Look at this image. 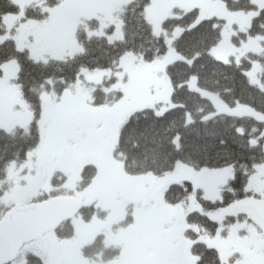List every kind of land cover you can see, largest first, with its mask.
Wrapping results in <instances>:
<instances>
[{
    "label": "rangeland",
    "instance_id": "rangeland-1",
    "mask_svg": "<svg viewBox=\"0 0 264 264\" xmlns=\"http://www.w3.org/2000/svg\"><path fill=\"white\" fill-rule=\"evenodd\" d=\"M10 1L15 10L0 17V34L3 32L0 43L13 40L18 49L27 50L33 59L45 62L79 53L81 47L75 39L78 30L86 35L104 37L110 42L122 40L121 19L131 0ZM36 8H39L37 17H26L25 12H35ZM190 10H197L193 24L208 18L223 21L221 38L211 50L217 59L227 61L233 57L238 60L245 52L264 51V45L258 39L240 41L238 46L231 40L238 32L246 31L252 12L229 11L222 0H149L144 16L153 32L165 37L166 53L151 62L127 53L115 69H83L72 85L60 93L52 90L43 92L39 142L27 152L23 162H13L7 167L3 180L0 198L3 208L39 202L32 200L50 193L55 186L57 192L59 189L64 193L71 192L83 201L84 206L94 207L99 216L95 213L86 219L84 214L82 219L69 220L59 231L25 244L9 264H26L28 256L37 258L41 264H95L83 260V255L86 251L89 255L95 251V255H99L102 246H109L110 250L119 247L123 262L126 260L122 263L135 264L127 259L133 250L144 247L143 242H137V236L145 240L151 238L157 248V244L166 237L163 233L156 238L151 235L157 224L160 227L157 221L184 223L183 215L174 219L176 211H199L217 222L215 234L205 237L204 241L219 252L222 264H264V227L257 224L260 228H256L231 209L234 205L251 203L264 216V163L255 167L247 187L248 194L243 200L209 210L197 199V193L202 200H221L222 188L233 177L231 166L218 170L195 169L177 162L161 175L130 176L125 174L121 163L117 164L111 157L117 132L131 113L152 109L156 114H162L173 106L166 66L182 59L172 46L173 38L182 30L176 27L168 36L161 24ZM262 70L260 65L254 64L245 71L252 83L260 88L258 76ZM17 71L15 59L0 64V128L7 131L16 127L25 130L33 117L19 94L15 82ZM102 81L106 82L102 84L106 93L120 97L112 105L95 107L91 105L90 92ZM188 86L195 89L191 83ZM88 164L94 165L97 173L92 182L81 190L78 187L80 170ZM55 175L58 185L52 182ZM184 182L192 186L186 200L177 204L167 203L164 193L168 185ZM52 194L49 197L59 195ZM84 212L87 213V209ZM226 214L234 217L231 219L233 222L223 223ZM137 219H141V227L136 229ZM134 230L139 234L135 235ZM66 233L68 235L63 238ZM162 246L159 244V249L162 250ZM83 247L85 251L81 250ZM109 254L108 259L115 258ZM151 264L155 262L151 261Z\"/></svg>",
    "mask_w": 264,
    "mask_h": 264
},
{
    "label": "trees",
    "instance_id": "trees-1",
    "mask_svg": "<svg viewBox=\"0 0 264 264\" xmlns=\"http://www.w3.org/2000/svg\"><path fill=\"white\" fill-rule=\"evenodd\" d=\"M222 1L229 11L253 13L246 31L232 37L233 44L238 46L240 41L258 39L264 45V11L258 12L251 0ZM148 4L149 0H131L128 3L121 19L122 40L110 42L104 37L86 35L78 30L75 39L81 51L64 58L37 61L27 50L18 49L13 40L0 43V64L16 60L18 71L15 82L21 98L33 114L25 130L23 127L10 131L0 128V198L7 167L13 162H23L27 152L39 142L38 124L42 116L43 92L52 90L56 94L60 93L72 85L83 69H115L121 57L127 53L145 62L154 61L166 53L165 37L156 35L144 16ZM38 9L25 12L26 17H37ZM13 10L15 6L12 1L0 0V17ZM196 18L197 10H190L161 24L168 36L176 27L182 30L172 40L173 48L182 59L166 66L173 106L162 114H156L152 109L131 113L117 132L111 157L117 164L120 162L125 174L130 176L146 173L161 175L171 170L177 162L195 169L218 170L231 166L233 177L222 188L221 200H202L200 193H197V199L203 206L216 210L243 200L248 194L247 187L255 167L264 163V51H248L238 60L231 57L221 61L211 54V50L221 38L223 21L208 18L193 24ZM254 64L263 68L258 76L262 88L253 84L245 74ZM103 83L106 82L102 81L90 92L91 105L95 107L112 105L120 97L106 93ZM188 83L194 85L195 89H190ZM218 105L222 108L219 109ZM96 173L94 165L83 166L78 181L79 189L86 188ZM57 175L52 178L54 185L59 184ZM191 188L188 182L169 184L164 199L170 204L185 201ZM56 189L54 186L50 193L72 195L71 192L64 193L60 189L57 192ZM50 193L32 201L44 200ZM1 205L0 200V217L11 207L3 208ZM85 209L88 211L84 212L86 219L96 213L92 206H86ZM239 216L260 228L245 214L239 213ZM187 218L189 223L203 229L201 244L192 248L194 254L200 255L197 264H222L219 252L204 241L205 237L215 234L217 222L199 211L190 212ZM232 218V215L226 214L223 223L233 222ZM67 235L64 234L63 238ZM82 250L85 251V247ZM116 251L108 248L105 252L115 256ZM88 255L86 251L84 256ZM26 264L41 262L28 256Z\"/></svg>",
    "mask_w": 264,
    "mask_h": 264
},
{
    "label": "water",
    "instance_id": "water-1",
    "mask_svg": "<svg viewBox=\"0 0 264 264\" xmlns=\"http://www.w3.org/2000/svg\"><path fill=\"white\" fill-rule=\"evenodd\" d=\"M252 4L258 12L264 11V0H252ZM81 208L82 200L70 195L52 196L25 206L8 208L0 218V264L11 263L24 244L55 231ZM233 210L245 213L253 222L264 227V218L254 205H235Z\"/></svg>",
    "mask_w": 264,
    "mask_h": 264
},
{
    "label": "flooded vegetation",
    "instance_id": "flooded-vegetation-1",
    "mask_svg": "<svg viewBox=\"0 0 264 264\" xmlns=\"http://www.w3.org/2000/svg\"><path fill=\"white\" fill-rule=\"evenodd\" d=\"M82 209L73 218L82 219V216H84V210ZM179 215H183V218L185 216L183 224H168L167 221L164 222L165 220H159L157 221V223L160 224V227L157 224L154 231L151 233V235H154V238H156L157 235H159L160 233H163L166 236L164 238L165 240L159 242L160 245H163L162 250L159 249V244H157V248L154 247L155 243L152 241L151 238H147L146 240L142 239L138 235L139 233L137 232V230H134L135 235H138L137 242H143L142 244L144 247H141L140 249L138 248V250L135 249L137 251L133 250L127 260L135 262V264H151V261H154L155 264H197L200 261V255L198 253L194 254L192 248L198 243L201 244V241L203 240L204 236L203 229L202 227L199 228L198 225H194L191 222H188V213L186 211H176L174 219H176ZM72 219L70 221H72ZM94 223H97V221H95ZM140 223L141 219H137L135 222L136 229L137 226L138 228L141 227ZM61 227L62 225L57 230H60ZM188 233L190 234V236L188 235ZM148 235H150V232L148 233ZM102 247L103 248H101V250L99 251V255H95V253H97L95 251L94 253H91L88 256L83 255V260L85 259L90 260V262H96L95 264H119V262L120 264H123L126 261L124 260L123 262L124 258L121 255V252H119V247L116 248V250H118V253L114 256L115 258L111 259L107 258L108 254L105 252L109 248V246ZM99 249L100 247H98L97 250ZM169 249L171 250L170 252H168Z\"/></svg>",
    "mask_w": 264,
    "mask_h": 264
}]
</instances>
